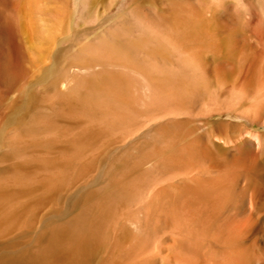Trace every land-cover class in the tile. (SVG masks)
<instances>
[{"label": "bare ground", "instance_id": "6f19581e", "mask_svg": "<svg viewBox=\"0 0 264 264\" xmlns=\"http://www.w3.org/2000/svg\"><path fill=\"white\" fill-rule=\"evenodd\" d=\"M87 1L88 0H80V3H77V4H79L80 7H82L84 5L87 7L88 6V5H86L88 3ZM166 1H163V2H166ZM176 1H179V0H176ZM195 1L197 2V6L192 1L190 3L188 2L187 6L185 5L186 8L184 6H183V8H180L179 7L180 5L177 6L176 4L173 5V3H172V5H173L172 8H168L169 10L164 12V13L168 12V14L165 17L166 19L164 18V21L166 20V24L168 25V28H169V30L168 29L167 30L170 31V34L173 33L172 35L175 36L176 38H172L171 35H169V34H168L169 37L167 35L165 37L162 35V33L159 34L160 30L158 32L153 30L154 28L151 27L152 25L150 26L149 24H147L150 21L148 18L147 19L149 21L147 22V20H146V24L141 22V19L142 20L146 19V16H145V18H143V15H141L142 12L140 10H138L140 8V5H141L140 3H137V6L139 5V8H137V11H140V16L137 15L139 12L136 13L135 8H133V9L129 8L130 4H129V6H125V3H123V5L118 6L119 8L115 13H113L110 16H107L108 17L107 19L104 17V20L108 21V23H105V21H103L102 23L98 24V26H97L98 28L95 29V32H96V30L99 34L101 32V34H102V36L100 35L101 37L96 38L92 42L90 39H89V41L87 40L84 43L81 40L82 42H80V44L82 43L85 46V47L83 46L84 48L80 47L82 45L79 46L78 44H77L78 47L76 46V48H75L74 46H72V44H73L72 43L70 46L72 48L71 49L69 47V45L71 43V37L70 36L72 35L71 34L72 32L70 33L71 35H69L68 29H69V21L72 17L71 16L72 10L70 8L69 0H0V160L6 162L5 167L0 170V208L8 209L11 207H21V152H24V153H22L24 155L26 154L25 153L26 150L21 151V148H23V147H21V145L24 144V141H26V139L29 140V138H27V137H29V136L31 137V135L33 134V133H31V131H29L30 134L27 131V135H28L27 136L24 130L26 129V126L28 124H30L29 122L33 121V120L32 121H29V120H31V118L34 117L33 115H31V118L26 116L29 119V120L27 119L29 122L27 123L26 126L21 125V117H22L21 109L28 106V104H30L32 101L35 100V98L33 100L34 95L32 94V90H31V87L29 85L30 82L27 79L29 77L28 76V72H29L28 69H30V68H27V64L29 66L32 63L35 64L37 62L36 60L40 59L42 55L43 56L46 55V53L45 52L43 53V51L44 50H46V51L50 50L49 46L52 43L56 47L57 40L62 37V39H65L64 40L65 44L63 43L64 45L62 46V44H61V47H59L58 45H60V43H58V45H57L58 47H56L53 52L50 51L51 53H53L51 55L52 60H51L50 65L48 67H46L45 70H43L41 73H39L37 75V77H38L37 79H39V81H42L43 84H46V86L47 85H49V87L54 86V91L52 92V94L50 96L49 103H54L56 101L59 102L61 104V107H60L61 110H64V111H69L70 109H72L71 107L73 106V103H75L76 105H78L77 107H79L83 111L82 114L84 113L88 120L95 122L98 126H101L103 128H106V129L112 131L113 134L112 133L111 134L113 136L119 131V132H121V134H123V136L125 135L126 137L127 136L132 137V135H134V134L129 136V134H131V131H133V133H135L134 130H135V128L139 129V128H137V127H139V124H141L142 122L146 123V121L149 122V120H151V121H155V120L156 121H158V120L159 121L160 120L165 121L167 119H170L171 120L170 122L175 123V125L177 126V129H175V131L177 130L178 135L174 134V135H177V137L175 136V139L173 138L174 140L172 139L170 142H167V141L166 142L169 144L167 147L170 148L173 152V153H171V154H173L172 161H170L171 159L169 160V158H171V157L167 158V160L169 161V163L172 162L173 164H176L179 167V169L177 171H175L174 169L177 166H175L174 168L172 165H171L172 167L166 166L168 168H171L170 170L173 169V171H175V173L173 172L174 174H171L172 175L171 176L170 175V173L172 172L171 171V172H169L170 176L169 175H168L169 177L164 176L165 178L163 177L164 178L163 179L158 174L163 168L161 167V170L159 169L158 173L155 172L158 170V167L160 168L159 165L156 166L157 162L155 161L156 162L155 167H157V170H155L153 172L158 174V175L155 174L157 176L156 178H158V176H160L162 179L158 178L159 180H155V182H152V183L149 182L147 177L150 178L149 177L150 174L148 172L152 171V169H153L152 165L154 164L153 163L154 160H153V162H152L153 164H152L151 162H149V158L150 159L153 158L151 156L154 153L153 151L156 150L157 145L153 151L151 148H149V149H151V151L150 150L146 151L147 154L149 151L153 152L152 155H149V157H148V155H146V153L143 154L145 157L148 158V159L145 158L146 161L149 162V165L147 164L148 166L146 165L144 167H146V169H147V167L149 168L150 164H151V169L149 168V170L147 169L148 172H145V174L148 173L147 175H145L143 173L144 171H146V170L143 171V169H145V168H142V169L140 168L141 162L137 163V161H136V164H139L137 166H139V168L141 169V172L138 170V173L140 172V176H141V173H143L146 176V178L141 176V178H143L144 180L146 179V180L144 181L142 179V180H140V182L142 181L143 186L145 183L147 184V182L150 183L149 186L147 184V186H148V188L146 187L147 190H145L146 188L145 189L143 188L142 190H137L136 192L134 191L135 198H136V200H138V202H139L138 204L142 208L140 210H142L143 212H140L141 214H139V215L137 214L136 209L138 208V206L136 207V205H137L136 204L135 205L136 208L134 207L135 210L133 208V211L130 212L125 218H120L122 220L121 221L119 220L118 221L119 223L116 225L115 223H117V222L115 220L118 219L117 216H119V212L122 210V208H125V210H126V203H128L129 202L128 199H131V198L127 197L126 198L128 200L127 202L125 201L126 199L123 200L125 202V203H123L124 206L122 204L123 201L121 203L116 202L117 203L116 205H119V207H120V204H121L122 208L120 207L121 208L120 209V208L116 207L118 210L120 209L119 212H117L118 210L116 212L114 211L115 215L117 214L116 215L117 219L115 217V219L111 220V221L115 222L114 223L115 225H113V222H111V221H110V223L113 225V227L115 226L116 231H118L115 233V235H118L119 240L117 237H115L114 239H116V243H114V245L117 244L118 241H120V243L121 242L122 243L121 244L118 243L117 247L119 246V244L122 246H120V248H119V258L117 257L118 260H113L110 262L107 261L108 263H105L106 260H104L103 264H149V263H152L154 261L158 262L160 264H264V242H262V244L260 243L261 244L260 245V244H258L260 241L257 242L258 240L256 239V237H257L256 234L258 233V231L260 229V228L257 229V227H256L257 221L260 222V220H256V219H260V217L264 219V217H262L263 216L262 213L264 212V206L261 207V205L258 206V204H256V193L253 190L249 193L247 192L248 193L247 194L248 205L246 206L245 205V201H246L245 194L246 193L245 192H244V194L241 193L242 195L239 194L240 196H238V194H236L233 191V189L231 188V186L235 185L238 181L241 180V182H242V179H241L242 177L240 178V180H238V178H237L238 176H241V175H247V180L243 183L246 185L250 184V182L252 180H254L253 181V183H254L259 179L258 178L256 180V178L254 177L253 169L251 168L252 163L250 164V162H251V159L253 161L255 158H257L260 151H258L256 153L247 152L244 155H240L241 157H238V158L236 157L233 160L232 165L230 167L228 166V167L223 168L221 166V164L215 162V160H212L211 146L214 143V141L212 139L214 136H211V134L209 132L208 133L206 132L205 135H203V141L197 145V150L195 152H191L190 148L192 146H194L195 144H192V142L191 143L185 142V140L188 138V136H190V133H191L190 128L191 127L187 128V127H185V125L183 126L182 121H180L179 114L186 113V112L191 113L190 111H195L194 109H196L197 107H199L198 112L204 111L205 117H206L205 113L206 112L209 113L210 108L206 103H203L200 106L192 104L196 94L199 92V88L202 86L203 82L205 84L206 77H205V79L203 78L204 80L201 78L204 75L206 76V74H205V72H202L201 70L197 69L195 66L191 65V63L189 64L186 61H184V59H182L183 63L181 62L179 64V67H180L179 71L175 70L176 68L175 69L173 68V66H172L173 64L170 61H169V63L171 64V66L168 67V71H165L162 68L160 69V67H162V66L157 64L158 61H164L165 62L167 60L166 56L168 54L174 55L173 52H176L175 54H178L176 56L177 57L176 59H180V57H181L180 55H183L185 53V51H187V52L190 51V52L195 53L196 51L194 52L193 50L192 51L188 50V49H191L190 46L192 45L193 48H198V46L200 47L201 40L203 38H205V36H207L206 34L209 32L212 24L214 25V24L218 23L216 21H215L216 23L212 22V20H213L212 18H214L213 17L214 14L212 12H214L216 10V8L220 9L221 7H223L222 4L219 6L216 1L209 0L212 5L210 4V6H208V7L211 8L214 3H217V7L214 8V6H213L214 9L213 8L212 9L214 11L212 9L209 10L208 7H204L202 10L199 8H201V6L205 2V0L203 2L199 0L200 3L202 2V4H200L201 6L198 4V0H195ZM211 1H213V3ZM94 2H95V0H94ZM140 2H142V1H140ZM147 2L150 3L149 0H147ZM157 2H158V0L154 3L156 4ZM185 3H183V5ZM205 3H207V1ZM142 4H145V3H142ZM157 4L159 5L160 3L158 2ZM79 5L77 8H79ZM134 5H135V3H134ZM151 5H152V3H151ZM163 5L165 6V4H163ZM163 5H161V7ZM111 6H113V5H111ZM198 6H200V7L198 8ZM86 7H84V9ZM142 7L144 10L145 5L141 6V8ZM156 8H158V7H156ZM224 8H226V6ZM87 10H89V9H87ZM132 10L135 11L137 17L139 16L138 19L135 15H133L134 12L132 13ZM149 10L150 9H148V11ZM157 10L160 11L159 9H157ZM81 11L84 12L85 10H83V8H81ZM81 11L77 10L76 12L79 14L75 13L74 17L76 15L80 16L83 13V12L80 13ZM154 11H155V9H154ZM222 11L226 12V10H222ZM109 12H110V10H109ZM150 12H152V11L150 10ZM160 12L162 15L164 14V13H162V10ZM89 14H91V13H89ZM145 14H147V16H149L147 10H146ZM216 14H218V13H216ZM150 15H151V13H150ZM219 15H220V13H219ZM82 16H84V14ZM82 16H80V17H82ZM88 16H90V15H88ZM227 16H225V17L228 18L229 16L228 17ZM249 16L251 17V14ZM76 17H78V16H76ZM221 17H223V15ZM153 18H154V16H153ZM215 18H214V20H215ZM251 18H249V19H251ZM209 21H211L212 23H209ZM259 23H260V25L259 26L257 25V28H260L261 26L263 28L264 27L263 23H261V21H259ZM160 24H162V23H160ZM162 25L160 28H162ZM226 25H227L226 22L225 23L222 22V23H220L219 26L226 27ZM262 28H260V29H262ZM260 29L257 30V33H260ZM216 30H218V29H216ZM216 30L214 29V31H216ZM263 31H262V33H263ZM95 32L92 31L93 34ZM61 33H62V36L59 35ZM257 35L258 34H256L255 36H257ZM97 36H99V35L97 34ZM261 36H262V34H261ZM261 36H260V38H261ZM263 38H264V36H263ZM61 41L63 42V40H61ZM88 42H90V43H88ZM86 43H87V45H85ZM256 43H257V47L259 45H261L260 43L258 44V42H256ZM201 46H203V45H201ZM47 47H49V48L47 49ZM79 47L82 49H80ZM53 48L54 47L52 46L51 50ZM73 48L75 50L78 49V51H74ZM254 49H257V48L255 47V48H253V50ZM71 50L74 51V53H71ZM201 50H202V48H201ZM204 51L206 53V50H204ZM254 51L256 52L257 57L261 54L263 55L262 52H261V54H259V53H257L256 50H254ZM50 52H49V54H50ZM138 52H140L142 54V56L140 58H138L136 55ZM205 53L203 52L204 55H205ZM251 54H254V52H252ZM173 55H172V57H173ZM197 55H199V54H197ZM202 55H201V57H202ZM178 56H180V57H178ZM193 56H195V55H193ZM257 57H256V59H257ZM44 58H46V57H44ZM149 58L153 62H151ZM199 58H200V56H199ZM71 59H76L78 62L85 60V61H87L86 62L87 65L89 62H91L92 64H98V66L100 65V68L98 70L95 69L88 77H79L77 80H75V83L72 85L70 83V77H71L70 74L75 69H73L72 71L70 70L71 65L74 62V61H72V63L70 64ZM253 59H254V63L256 64V66L258 65L257 63L260 61L261 62L259 63V66L264 64V62H263L264 57H262V56L260 58L261 60L259 59L258 62L255 61V56H253ZM79 60H81V61H79ZM43 61H44L43 63H45V61H47V58L44 59ZM175 61L180 62L179 60H175ZM206 61L207 60H205V62ZM209 61H211V60H209ZM251 61H252V59H251ZM251 61L249 60L248 62L252 63ZM78 62H74V64H76ZM212 62H215V61H212ZM211 63H209V65ZM37 64H38V62L36 63V66H37ZM255 64H254V66H255ZM104 65H110L113 68L116 66L117 67L120 66V68H126L128 70L139 71L141 73V75L146 79V85H147L146 89H148L151 94H150V97L148 100H144V105L146 106V108L151 107L150 109H152V110L149 112L147 111L148 114L144 115L145 117H147L145 120H144V118L142 120H139L140 123L139 122L136 123V121L133 122L134 120H131V118L133 117L132 115H135L134 113L137 112V111L133 112L132 107L134 106L135 101L140 100V98H136V97L130 98L129 97L128 90H127V83L128 82L125 78L126 73L122 72V71L113 70V68H112V70H110V69L105 70ZM246 65H247V63H246ZM226 66H228V65H226ZM262 66H264V65H262ZM207 67H208V65H207ZM236 67H235V69H236ZM252 67H253V65H252ZM255 67H253V68H255ZM31 68H33V67H31ZM249 68L253 69L251 67H248V65H247V67L244 66L245 70L242 71V69H243V66H242V68H240L241 69L240 71H242V72H240V73H239V71L236 72V73H239V75L236 74L235 72H233V70H231V72H233V73L232 74L230 73V75H235V76L233 79H231V81H229L228 89L226 88L228 90L227 94L231 100V101H229V103L232 104V106L236 107L237 111L239 112V116H242L243 118H245V116H246L245 114H247L248 118H249V115L250 116H256L258 123L264 124L263 123L264 122V116L262 117L260 114L261 109L264 108V82L260 81L262 79H260L259 76L258 77L256 76L257 78L254 77L255 79H260V80H258L259 82H257L258 85H256L257 83H255L256 86L254 84H252V82H251L252 80L250 79V76H252V75L249 74ZM224 69H225V66L222 64L214 67L213 72H214L215 78H216L214 85L218 88L221 85V83H220L221 81L219 82L220 72L223 71ZM256 69H254L253 71L256 72L255 71ZM37 70L35 69V72ZM237 70H238V68L236 69V71ZM258 71H260V70H258ZM30 72L33 73V71H30ZM87 72H86V74H87ZM75 73L73 75H75ZM208 75H209V73H208ZM212 75H210V76L212 77ZM236 75H237V78H236ZM76 76H78V75H76ZM226 76L228 77V75H226ZM74 77L75 76H73L72 78L75 79ZM208 77L209 76H207V78ZM220 77H222V76H220ZM33 79H35V77H33ZM225 79L226 78H224V80ZM98 81L101 82V84L104 86V89L96 83ZM33 82H34V80H33ZM211 83H212V81H211ZM222 83H223V81H222ZM36 89H37V87H36ZM226 89L224 88V90H226ZM216 90H217V88H216ZM45 93H47V92H45ZM215 97H216V95H215ZM226 99H228V98H226ZM223 100H224V98H223ZM36 101H38V100H36ZM44 103H46V102H44ZM246 104H247V106H245ZM40 105H41V103H40ZM216 105L214 107H216ZM41 106H39V107H41ZM55 106L58 108V105H55ZM224 106H225L224 109H226L227 105H224ZM50 107H51V105H50ZM50 107H49V109H50ZM53 108H55V107H53ZM211 108L213 109V107H211ZM39 109H41V108H39ZM52 109L50 110L51 112L53 111ZM214 111H215V109H214ZM140 112H142V110H140ZM73 113H72V115H73ZM208 113H207V115H208ZM220 113H222V112H220ZM225 113L229 116H232L231 111H229V110H227ZM145 114H146V112H145ZM192 115H193V113H192ZM23 116H25V114ZM37 116H39V114ZM37 116L34 117L33 119L38 118ZM139 116L141 117V115H139ZM139 116H138V118H139ZM224 116H225V114H224ZM247 116H246V119H247ZM76 117H77V115H76ZM42 118L43 117L41 116V119ZM187 118H188V116H187ZM192 119H194V118H192ZM36 120H38V122L40 121L39 118ZM36 120L33 122V124L31 123L32 126H34V124L37 123ZM44 120L45 119H43V121ZM47 120H45V122ZM196 120H198V119H196ZM198 122L201 123L200 121H198ZM154 123H156V122H154ZM199 123H198V125H199ZM142 124H144V123H142ZM164 124L165 123H163L160 126H163ZM179 124H182V126ZM156 125L157 126L154 128V130L157 127L158 128L160 127V126H158L159 124H156ZM21 126H22V129H24L23 130L24 133H22L23 131H21L22 130ZM23 126L25 128H23ZM29 126L30 125H28L27 127L29 128ZM32 126L30 127L31 130H32ZM38 126H39V124H38ZM40 127L41 126H39V129H37V127H36V130L33 129V131L35 130L37 132L38 130H40ZM30 128H29V130H30ZM154 130L152 129V131H154ZM160 130H162V129H160ZM52 131H50V133ZM110 131H108V132H110ZM139 131H140V133H139L140 136H142L143 134H141V130H139ZM148 131H150V130H148ZM136 132L138 133V131H136ZM159 132H161V131H159ZM217 132L215 130V133H217ZM220 132H218V134ZM223 133L224 132H222V134ZM237 133L238 132H236V136H237ZM222 134H219L220 135L219 137H221ZM257 134H258V132H256V135ZM25 135H26V137H25ZM109 135L110 134L108 133L107 137ZM112 135H110V136H112ZM137 136L139 137L138 134H137ZM154 136H156V135L154 134ZM168 136H169V134H168ZM233 136L236 137L235 134H233ZM258 136H259V134H258ZM37 137H36V139H38ZM114 137H113V139H114ZM216 137H215V139H216ZM229 137H231V132H230ZM135 138L138 139L136 137V135H135ZM231 138H233V137H231ZM30 139H31L29 141L30 144L27 143L28 141H26L25 144L32 145L33 143L31 144V141H32V139L35 140V138H30ZM39 139H42V137ZM136 139H134L133 141L131 140V141L134 143V141H137ZM225 139H227V141L230 142V140L228 139V136H226ZM46 140H48V139H46ZM46 140H45V142H46ZM115 140H117V139L115 138L114 141ZM126 140L128 141V139L125 138L124 141H126ZM246 140H247V138H246ZM256 140H257V137H256ZM160 141L162 142V140H160ZM225 141L226 140H224V142ZM237 141H239V140H237ZM254 141H255V139H254ZM32 142H34V144L36 143L35 141H32ZM49 142H52V141H48V143ZM194 142H196V141H194ZM229 142H228V145L230 146ZM107 143H109V142H107ZM112 143H114V142H112ZM234 145H235V142H234ZM123 146H126V145L123 144ZM164 146H165V144L163 145V147ZM247 146H249V144H247ZM120 147L121 146L119 144V148ZM128 147H130L129 142H128ZM134 147H135V145H134ZM134 147H132V148H134ZM230 147H232V146H230ZM236 147H238V146H236ZM115 148L113 147V149H115ZM127 148L125 147V150H126L125 151L124 148L122 147V149L124 150L122 155L120 152H116L117 154L120 153V154H118L119 155L118 160L122 159V156H123V158L126 159V157L128 155L126 153V155H125L126 157H125L124 153L127 152V150H128ZM168 148H165V149H168ZM24 149H25V147H24ZM170 149H169V151L167 150L168 151V152H166L167 155L164 154L165 156L168 157V154H170L169 152H171ZM106 150H108V149H106ZM236 150L238 152V149H236ZM157 151L155 152V154L157 153L155 156L159 157V161L162 158L166 160V157L164 155H162L163 157L160 158V156H161L160 151L161 150L157 149ZM163 151L165 152V150H163ZM227 152L230 153L232 151H227ZM108 153H110V152H108ZM139 153H140V151H139ZM102 154L106 155L104 153H102ZM171 154H170V156H171ZM140 155H141V157H144V156H142V154H140ZM140 155H139V158H140L139 160H141ZM120 156H121V158H120ZM233 156L234 155H232V157ZM92 158H93V156H90L89 159H92ZM111 158L109 157V160ZM107 159L108 158H106V160ZM136 159H138V156ZM145 159L143 158L142 160H145ZM163 159L161 161H164L163 162V164H164L167 162V160L165 162V160H163ZM86 160H85V164L88 163V161L86 163ZM113 160H114V158H113ZM118 160H116V163H115L116 165L118 164L117 163ZM124 160L120 161L121 162L120 166H122V164L124 165L122 167V170L125 167L128 168V165H125V163L129 164V162H131V161L128 162L127 160L125 162ZM155 160H157V157L155 158ZM230 160H231V158H230ZM148 162H146V163H148ZM0 163L3 164L4 162H0ZM89 163H90V160H89ZM98 163H100V162H98ZM169 163H167V164H169ZM172 163H170V164H172ZM200 163L205 164L204 168H202L200 166ZM58 164H59V162H58ZM76 164H80V163L76 162ZM83 164H84V162H83ZM141 164L144 165L143 162ZM45 165H47V164L44 163V167H45ZM81 165L82 164H80V166ZM107 165L109 166V164H106V166ZM110 165L112 167L116 166V165H112V164H110ZM34 166H32V167H34ZM120 166H119V168H120ZM44 167H43V169H45ZM134 167L136 169V166H134ZM82 168H86V165H83ZM119 168L118 169L115 168V169H117V171L114 172V175L117 174L116 172H118ZM36 169H38V168H36ZM76 169H78V168H76ZM51 170H49V171L51 172ZM54 170L56 171L57 167L55 169L53 168V171ZM126 170H125V172H126ZM53 171L51 173H53ZM50 172H48V173H50ZM58 172H60V169ZM70 172H71V170H70ZM61 173H63V172H61ZM162 173H164V172H162ZM59 174L60 173H58V175ZM98 174L100 175L99 172H98ZM252 174H253V177H251ZM25 175L27 176V174H25ZM65 175H63V176L65 177ZM106 175H104V178ZM112 175H113V173H112ZM165 175H166V173H165ZM55 176H56V174H55ZM140 176L137 175V177H136L137 181L139 180L138 177H140ZM57 177H59V176H57ZM111 177L115 178V176H110V178ZM51 178H52V176L50 177V179ZM110 178H107L108 180H106V178H105L104 180L109 182ZM64 179L65 178H63V180ZM117 179L119 180V177H117ZM136 179H135V181H136ZM35 180H36V178H35ZM112 180L114 181V179H112ZM102 181H98V182H102ZM106 181H105V184H107ZM115 182H112V183H115ZM112 183H111V185H113ZM120 183H123V182H120ZM137 183H139V181ZM256 184H255V186H256ZM117 185H119V184H117ZM122 185H124V183ZM251 185L254 187L253 184H251ZM258 186H260V184H258ZM42 187L43 186H41V188ZM120 187H118L119 191H117L116 190L117 186H115L114 189L117 191V193L112 192V195L114 194L113 196L115 199H117L118 196L120 198H125L126 196H129L130 193L132 194V191H128L129 188L126 191L123 187H121V188ZM106 188H108V186H106ZM87 189H88V187H87ZM87 189L85 191L83 190L84 192H86V195L88 194L90 188H89V190H87ZM110 189L112 190L113 188H110ZM110 189H109L108 193L111 194ZM115 190H114V192H115ZM129 190H131V189H129ZM107 191H105V192L102 191L100 196L105 195L103 193H106V195H107L108 194ZM169 193H172V195L177 194L179 199L175 195V197L177 199L172 200L173 197ZM110 194H108L107 197ZM116 194H117V196L115 197ZM100 196H98V197H100ZM113 196H111L109 199L113 200L114 199ZM160 197H162V198H160ZM104 198H105V196H103V199ZM120 198H119V200H121ZM163 198H164V201H163ZM100 199L103 200L101 197H100ZM100 199H99V201H100ZM158 199H160L161 201L160 200L158 201ZM112 200H107V201L111 204V202H115ZM176 200H177V202H175ZM107 201L104 200V203H106ZM234 201H238V203L236 202L237 204L235 203L237 205V206H235V208L230 206V203H233ZM257 201H259V199H257ZM135 202L136 201H134L133 203L135 204ZM109 203H106L108 209H109V207L111 209V206H113V204L115 206V203H112L111 206L109 205ZM99 204H100V202H99ZM263 204H264V202H263ZM106 205L103 204L104 207H102V206H101V208L99 206L98 207L100 209L106 210V208H107ZM114 206H113V208H114ZM226 206H230L229 208H231V209H229L228 207L226 208ZM108 211H110V210H108ZM102 212H100L99 215H97V217H94L95 222H96V220L97 221L101 220V218H99V217H100V215L103 214ZM104 212H107V210ZM111 212H112V209H111ZM123 212H124V209H123ZM96 213L98 214L97 211H96ZM142 213H143V215H142ZM94 214H95V212H94ZM86 216H88V215H86ZM92 216H94L93 213H92ZM111 216H112V214L110 215L109 220H110ZM137 216H141V217H137ZM84 218H86V217H84ZM91 218H90V220H91ZM140 218H142L143 220H139ZM217 219H218V222H215V221H217ZM105 220L106 219L103 220V218H102V221H104V223H105ZM125 221H127V222L129 221L132 224L133 231H130V228H129V230L127 232V230H126V227H127L126 223L127 222L125 223ZM104 223L102 222V224L104 225V227H102V229L104 231H106V229H104L105 226H106V228H108L110 224L107 222V220H106V224L108 223V226ZM262 223H263V221H262ZM91 224H92V222H90L89 219L80 220L74 227H72L69 230L67 243H62L60 240L61 234L63 232H61V230H56L50 234L48 242L35 255H33V256L30 255L31 257H29V256L26 257V256H24L23 253H21V254L20 253H13V254L9 253V255L3 254L0 256V264H85V262L89 261V259L87 257H86V259H88V261L85 259V255L87 256L86 252L88 251V249H90V251L93 252V250H91V249H94L96 247L95 241H92V240L96 239V241H100L97 238H99L100 236H103V234H105L104 231L101 230V228L98 229L99 226H102V225H100L101 223L99 224V222H98V224L96 223V226L97 225H99V226H97V227L95 226L97 229V234L100 235L101 231L103 232V234L99 236V235H96V233H95V235H94L93 231L91 230L92 228H94L93 227L94 223H93V225H91ZM151 224H152V227L150 226ZM130 225L128 227H130ZM154 225L160 226V228H157V229H159L158 231L154 227ZM113 227H112L111 231H115V230H113L114 229ZM262 227H264V226H262ZM262 227L260 230L263 229L261 232H264V228H262ZM256 229H257V231H256ZM99 231H100V233H98ZM131 233H134L135 235L133 237L132 236L129 237V234H131ZM93 235L96 236L95 239H93V237H94ZM259 235H260V233H259ZM97 236H99V237H97ZM112 236H113V233H112ZM110 238L112 239V237H110ZM100 239H102V237H100ZM103 241L106 242V239H103ZM92 242H94L93 244L95 247L93 246ZM105 242H102V245ZM90 245L93 246L94 248H92ZM97 246H99V245H97ZM117 247L116 248L114 247L115 248L113 251L114 256L117 255V252H116L117 251L116 249H118ZM104 250H107V247H106V249L102 248L103 255H105ZM66 253L70 254V261L71 262L66 263L63 261V256L65 258ZM88 253H90V252L88 251ZM113 255L111 257L110 256L109 257L112 258V257H114ZM64 260L67 261L66 259H64ZM86 264H88V263H86Z\"/></svg>", "mask_w": 264, "mask_h": 264}, {"label": "rangeland", "instance_id": "374dc122", "mask_svg": "<svg viewBox=\"0 0 264 264\" xmlns=\"http://www.w3.org/2000/svg\"><path fill=\"white\" fill-rule=\"evenodd\" d=\"M135 1L136 0H130V1L129 0H124V1L123 0H95V2H94V0H88L87 1L88 3L86 2L87 3L86 5H88L87 7L85 5L80 7V5L77 4V3H80V0L79 1L78 0H75V1L74 0H69L70 8L72 10V15H71L72 17H71V19L69 21V29H68L69 35L72 34L70 36L71 37V43H70L69 47L73 43L72 46H74L75 48H76V46L78 47V45L79 46L82 45L80 47L84 48L85 46L82 43L80 44V42L83 41V43H84L87 40L89 41V39L92 42L96 38L101 37L102 34H101V32L99 30L98 31L100 32V34L97 32V30H96L97 33L95 32V29L98 28L97 27L98 24L102 23L103 21H105V23H108V21L104 20V17L107 19L108 18L107 16H110L113 13H115L118 10V8H119L118 6L119 5L120 6L123 5V3H125V6H129V4H130L129 8H131V9L135 8L136 9V13L139 12L137 15L140 16V11H141L142 12L141 15H143V18H145V16H146V19H143L144 21L141 19V22L146 24V20H147V22L150 20L147 24H149L150 26L152 25L151 27L154 28L153 30H155L156 32H158L160 30L159 34L162 33V35L165 36V37H166V35L168 37H169V35H171L172 38H176V37L172 35L173 33L170 34V31H168L169 28H168V25L166 24V20L164 21V18L166 17L168 12L167 13H164V12L168 11L169 10L168 8H172V6L175 5V4L177 6L180 5L179 6L180 8H183V6L186 8V6L188 5V2L190 3V2L193 1V3H195L196 6H197V2L195 0H191V1L190 0H179V1H176V0H170V1L169 0H167V1L166 0H162L161 1L160 0L163 4H165V6L159 0H158V2L160 3L159 5L157 4L158 2L156 4L154 3L157 0H155V1L154 0H149L150 3H148L147 0H145V1L144 0H137L136 2ZM140 1H142V2H140ZM163 1H166V2H163ZM200 1L203 2L204 0H200ZM206 1H207V3H205ZM214 1H216L219 6L222 4L223 7H221L220 9L216 8V10L214 11L213 9L215 7H217V3L213 4L214 8H213V6L210 8V7H208L211 4L209 0H205V2L203 3L202 6L200 5V4H202V2L200 3L199 0H198V4L201 6V8H199L200 6H198L199 9L203 10L204 7H208L209 10H210V9L213 8L212 9L214 11V12H212L214 14L213 17L214 18L216 17V18H215V20H214V18H212L213 19L212 22L213 23L218 22V23L214 24V25L212 24L209 32L206 34L207 36H205V38H203L201 40L200 47L198 46V48H193L192 45H191L190 46L191 49H188V50H191V51L193 50L194 52L195 51L196 52L193 53V52L189 51L191 53L190 54L189 52L185 51V53L183 55L179 54L181 56V57L178 56V57H180V59H176L177 58L176 56L178 54H175L176 52H173L174 55L173 54H170V55L168 54L166 56L167 60L165 62L164 61H158L157 64L162 66V67H160V69L162 68L165 71H168V67L171 66V64L169 63V61H170L173 64L172 65L173 68L174 69L176 68L175 70L179 71V68H180L179 64L182 62V59H184V61H186L187 63H189V64L191 63V65L195 66L197 69L201 70L202 72H205L206 76L204 75L201 78V79H203V78L205 79V77H206L205 84L203 82L202 86L199 88V92L196 94L192 104L200 106L201 104L206 103L209 106V108H210L209 109V113L206 112L205 113L206 117H205L204 116V111L198 112V108L199 107H197L196 109H194L195 111H190L191 113L186 112V113L179 114L180 121H182L183 126L185 125V127H187V128L191 127L190 128V130H191L190 136H188V138L185 140V142H188V143L192 142V144H195L194 146H192L193 148L189 147L191 149L190 150L191 152H195L197 150V145L200 144L203 141V135H205L206 132L207 133L209 132L211 134V136H214L213 138L211 137L213 139V141H214L213 145L211 146V152H212L211 153V157H212V160H215V162L221 164V166L223 168L224 167H228V166L230 167L232 165L233 160L236 157L237 158L241 157L240 155H244L247 152L256 153V152L260 151V153L257 156V158H255L256 160L254 159L252 161V159H251V162H250V164L252 163L254 165L253 166L251 164V166H252L251 168L253 169L254 177L256 178V180L258 178L259 179L257 181L255 180L256 182H254V183H253L254 180H252L250 182V184L246 185V184H243V183L247 180V175H241V176H238L237 178H238V180H240V178L242 177L241 178L242 182H241V180L238 181L235 185L231 186V188L233 189V191L236 194H238V196H240L239 194H241V193L242 194H244V192L246 193L245 194V198H246L245 205L246 206L248 205V203H247V194L253 190L256 193V204H258V206L261 205V207H262V206H264V204H263V202H264V124L258 123L256 116H250L249 115L250 119L248 118L247 114H245L247 116V119H246V116H245V118H243L242 116H239V112L237 111L236 107L232 106V104L229 103V101H231V100H230V98H229V96L227 94V92H228L227 89L229 87V85H228L229 81H231V79H233L234 76H235V75H230V73L232 74L233 72L236 73L238 71L240 73L243 70H245L244 66L247 67V65H248V67H251V68L255 67L256 64L254 63L253 56H255V61L256 62L259 61L261 56L264 57V38H263V36H264V34H263L264 33V31H263L264 27L262 28V26H261L260 28H262V29L257 28V25L258 26L260 25L259 21H261V23H263V25H264V0H222V1L221 0H214ZM211 2L213 3V1H211ZM134 3H135V5H134ZM137 3L141 4L140 8H139V5L137 6ZM142 3H145V4H142ZM151 3H152V5H151ZM172 3H173V5H172ZM183 3H185V4L183 5ZM78 5H79V8H77ZM111 5H113V6H111ZM143 5H145V9L144 10H143V7L141 8V6H143ZM161 5H163L164 7L163 6L161 7ZM225 6H226V8H224ZM84 7H86V8L84 9ZM146 7L148 9H150L152 12H150V10L148 11V9ZM156 7H158V8H156ZM81 8H83V10H85V11L84 12L81 11ZM137 8H139L138 10H140V11H137ZM87 9H89V10H87ZM154 9H155V11H154ZM157 9H159L160 11L162 10V13H164V14L162 15L161 12L158 11ZM77 10H80L81 11L80 13L83 12L80 16H82L83 14H84V16L80 17L79 15H76L78 17H76V16L74 17L75 13H77L76 12ZM109 10H110V12H109ZM146 10H147L149 16H147V14H145ZM222 10H226V12L227 13L229 12V13L227 14L225 11H224L225 12L224 13ZM133 12L135 13L134 10H132V13ZM149 12L151 13L152 16L150 15ZM215 12L218 13V14H216ZM89 13H91V14H89ZM134 13H133V15H135L137 17L136 13L135 14ZM219 13H220V15H219ZM77 14H79V13H77ZM250 14H251L252 18L249 16ZM88 15H90V16H88ZM222 15H223V17H221ZM153 16H154V18H153ZM225 16H227L228 18H226ZM138 17H137V19H138ZM249 18H251V19H249ZM212 22L209 21V23H212ZM222 22H224V23L226 22L227 23L226 27L219 26L220 23H222ZM160 23H162L163 25L160 24ZM161 25H162V28H160ZM214 29L215 30L218 29V30L214 31ZM258 29H260V33H257ZM92 31H94L95 33L93 34ZM262 31H263V33H262ZM97 34L99 36H97ZM256 34H258V35L255 36ZM261 34H262V36H261ZM59 35L62 36V33L59 34ZM260 36H261V38H260ZM61 40H63V42ZM64 40L65 39H62V37L59 38L57 40V45H58V43H60V45H58V46L61 47V44L63 46L65 44ZM256 42H258V44L260 43L261 45H259L257 47V43ZM88 43H90V42H88ZM57 45H56V47H58ZM85 45H87V43ZM201 45H203V46H201ZM52 46L54 48L51 50ZM49 47H50V50H48L49 52L50 51L53 52L54 49L56 48L55 45H53V43ZM49 47H47V49ZM255 47L257 49H254V50L257 51L259 49L257 51V53L261 54V52H262L263 55L261 54V55H259L257 57L256 56L257 55L256 52L253 50V48H255ZM82 48H80V49H82ZM201 48H202V50H201ZM73 50L74 51H78V49L75 50L74 48H73ZM204 50H206V53H205ZM48 51L44 50L43 53L45 52L46 55H44V56L42 55L41 56V58L42 57L43 58L44 57L47 58V61H45V63H43L44 62L43 60L46 59V58H44V59L42 58L43 60L40 58V59L36 60L38 62L37 66H36L37 62L35 64L32 63L30 66L27 64V68H30V69H28V71H29L28 72V76L29 77L27 79L30 82L29 85L31 87L32 94L34 95L33 100H34V98H35V100L32 101L30 104H28V106H26V107L21 109V115H22V117H21V125H25L26 126L29 121L33 120L32 122H29L30 124H28V125H30L29 126V128H30L32 126L33 122L36 119L39 118V120H40L41 116L43 118L41 119L42 121L40 120L41 122L40 121L38 122V120H36L37 123L35 122L36 124H34V126H32V130H31V128L29 130V128L27 127L28 125L26 126L25 130L22 129V126H21V129H22L21 131L24 130L26 135H27V131L28 132L31 131V133H33L31 135V137L30 136L27 137V138H29V140L25 138L26 141H28L27 143L30 144L29 143V141L31 140L30 138H35V140L32 139V141H35L36 143L34 144V142L31 141V144L32 143L33 144L32 145H27V144H25L26 141H24L25 145L24 144L21 145V147H23V148H21V151L22 150L23 151L26 150L25 151V153H26L25 155L22 154L24 152H21V207H11V208H8V209L0 208V256L3 255V254L9 255V253H11V254H13V253H20L21 254V253H23L24 256L31 257V256L35 255L36 253H38V251H40V249L43 246H45V244L49 240L50 234L52 232L56 231V230H61V232H63L61 234V237H60L61 239L60 240H61L62 243H67L69 230L72 227H74L82 219H89V221L92 222L91 225H93V223H94V226H93L94 228L91 227L92 228L91 230L93 231L94 235H95V233H96V235H99V234H97V229H96V227L99 226V225L96 226V223L97 224H98V222H99V224L101 223L100 225H102V226H99L98 229L101 228V230L104 231L102 229V227H104V225L102 224V222L104 223V221H102V218H103V220L106 219L107 222L110 225H109L108 228H106V226H105V228H104V229H106V231H104L105 234H103V232L101 230H100L101 233H100V231L98 232V233H100V235H102V234H103V236L105 235L104 237L99 235L100 237H102V239H100V237L97 236V237H99L97 239L100 240V241H96V239H95L96 236L93 235L94 236L93 239H95V240H92V241H95L96 247L93 244L94 242H92V244H93V246L95 248L90 245L94 249H91V250H93V252L90 251V249H88V251L90 253H88V251L86 252L87 256L85 255V259L87 257L89 259V261H88V259H86L88 262H85V264L86 263H88V264H100V263L103 264L104 260H106L105 263H108V262L113 261V260H118V258H119V248H120V246H122V245H120L122 242L121 243H120V241L117 242V244L120 243L118 247H117V244H115L116 246L114 245V243H116V239H114V238L115 237L118 238V235H115V233L118 232V231H116L115 226L113 227V225H115V224L117 225L119 223L118 221L122 220L120 218H125L130 212H132L133 208L135 207L136 204H137L136 207L138 206V208L136 209L137 210V214L139 215V214H141L140 212H143L142 210H140L142 208L138 204L139 203L138 200H136V198H135L134 191L136 192L137 190H142L143 188L145 189L146 187L148 188L150 183L155 182V180H159L158 178L162 179L164 176L167 177L169 175V172L172 171L170 173V175H171V174H174L175 171H177L179 169V167L176 164H173L172 162H170V163H172V164H170L169 161L167 160V158L171 157V158H169V160L171 159L170 161H172L173 154H171V153H173V152H172V150L170 148L167 147L169 145L167 142H170L173 138L175 139V136L177 137V135H178L177 133L178 132H177V130L175 131V129H177V126L175 125V123H173V122L171 123L170 119H167L165 121H163V120H160V121L159 120L158 121L149 120V122L146 121V123L149 126L145 122H142L144 124L141 123V124H139V127H137L139 129L135 128L134 131H135L136 134L133 133V131H131V134H129V136L134 134V135H132V137L131 136L130 137H128V136L126 137L125 135H124L125 136L124 137L123 134H121V132H119V131L116 134L114 133L116 135V136L114 135L115 136L114 137L112 135L113 134L112 131H110V130H108L106 128H103L101 126H98L95 122L88 120L86 118L85 114L84 113L82 114L83 111L79 107H77L78 105H76L75 103H73V106L71 107L72 109H70L69 111L61 110V108H60L61 104L59 102L56 101V102H54L55 104L54 103H49L50 96H51L52 92L54 91V86H52V87H49V85L46 86V84H43L42 81H39V79H37L38 78L37 75L39 73H41L43 70H45L46 67H48L50 65V63H51V60H52V56L51 55L53 53L50 52V54H49ZM74 51L71 50V53H74ZM203 52L205 53V55L203 54ZM252 52H254V54H251ZM197 54H199V55H197ZM136 55H137L138 58H140L142 56V54L140 52H138ZM172 55H173V57H172ZM193 55H195V56H193ZM201 55H202V57H201ZM199 56H200V58H199ZM256 57H257V59H256ZM251 59H252V61H251ZM175 60H179L180 62L175 61ZM205 60H207V61L205 62ZM209 60H211V61H209ZM247 60L248 61L250 60L252 63H249ZM72 61L78 62L76 59H71L70 64L72 63ZM79 61H81V60H79ZM150 61H151V59H150ZM212 61H215V62H212ZM74 62L71 65L70 70L72 71L73 69H75L74 71L71 72V74L73 72L74 73L76 72L77 74L76 73H75V75H73L74 73L72 75L70 74V76H71L70 77V83L72 85L75 83V80H77L79 77H88L95 69L98 70L100 68V65L98 66V64H92L91 62H89L88 65H87L86 64L87 61H85V60H82L81 62H78L76 64H74ZM151 62H153V61H151ZM260 62L257 63L258 65L255 68H253V69L249 68V74L253 76V77L250 76V79L252 80L251 82L254 85H255V83L259 82L258 80H260V79H262L260 81L264 82V79H263L264 78V66H262V65H264V64H262L264 62V60L261 63L262 65L259 66ZM209 63H211V64L209 65ZM246 63H247V65H246ZM221 64L225 66V69L220 72V76H222V77L219 76V82L221 81L220 83H221L222 86L220 85V87L218 88V87H216L214 85V82L216 81V78H215V74H214L213 71H214V67H216L217 65H221ZM254 64H255V66H254ZM207 65H208V67H207ZM226 65H228V66H226ZM252 65H253V67H252ZM104 66L103 67H104L105 70L106 69L112 70V68H113L110 65H104ZM242 66H243V69H242V71H240L241 70L240 68H242ZM31 67H33V68H31ZM235 67H236V69L238 68L237 71H236ZM35 69L36 70L38 69L39 71L37 70L35 72ZM254 69H256L255 70L256 72L253 71ZM113 70L122 71V72L126 73L125 78H126V80L128 82L127 83V90H128L129 97L130 98H133V97L140 98V100H136L135 101L134 106L132 107V111L133 112L137 111V112H135L134 113L135 115H132L133 117L131 118V120H134L133 122L136 121V123L137 122L140 123L139 120H142L143 118L145 120L147 117H145L144 115H147L148 112L152 110V109H150L151 107L150 108L149 107L146 108V106L144 105V100H148L149 97H150V94H151L149 92V90L146 89L147 88L146 79L141 75V73L139 71L128 70L126 68H120V66L114 67ZM231 70H233V72H231ZM258 70H260V71H258ZM30 71H33V73L30 72ZM86 72H87V74H86ZM208 73H209V75H208ZM239 73H236V74L239 75ZM76 75H78V76H76ZM210 75H212V77ZM226 75H228V77ZM73 76H75L74 77L75 79L72 78ZM207 76H209L210 78L209 77L207 78ZM256 76L257 77L259 76L260 79H255L254 77H256ZM33 77H35V79H33ZM224 78H226V79L224 80ZM236 78H237V75H236ZM33 80H34V82H33ZM211 81H212V83H211ZM222 81H223L224 84L222 83ZM96 83L100 87H102L104 89V86L101 84L100 81H98ZM256 85H258V83ZM36 87H37V89H36ZM215 87L217 88V90H216ZM224 88L225 89L227 88V89L224 90ZM213 90L214 91L216 90V91L214 92ZM45 92H47V93H45ZM215 95H216V97H215ZM223 98H224V100H223ZM226 98H228V99H226ZM36 100H38V101H36ZM44 102H46V103H44ZM40 103H41V105L42 104L43 105L41 106ZM50 105H51V107H50ZM55 105H58V108ZM215 105H216V107H214ZM224 105H227L226 109H224L225 108ZM39 106H41V107H39ZM245 106H247V104ZM49 107H50V109H49ZM53 107H55V108H53ZM211 107H213V109ZM39 108H41V109H39ZM51 109L53 110L52 112L50 111ZM214 109H215V111H214ZM140 110H142V112H140ZM210 110L211 111L213 110V111L211 112ZM227 110L231 111V115L232 116H229V115H227L225 113ZM145 112H146V114H145ZM220 112H222V113H220ZM260 112H261L260 113L261 116L263 117L264 116V114H263L264 113V108L261 109ZM72 113H73V115H72ZM192 113H193V115H192ZM207 113H208V115H207ZM24 114H25V116H23ZM38 114H39V116H37ZM224 114H225V116H224ZM31 115H33L34 117L37 116L38 118L33 119L34 117L31 118ZM76 115H77L78 118L76 117ZM139 115H141V117ZM26 116L30 117L31 120H29ZM138 116H139V118H138ZM187 116H188V118H187ZM192 118H194V119H192ZM43 119H45V120L48 119V120L45 122V120L43 121ZM196 119H198V120H196ZM198 121H200L201 123H199ZM154 122H156V123H154ZM163 123H165V124L163 126H160ZM198 123H199V125H198ZM38 124L42 128L40 127V130H38L36 132L35 131L36 127H37V129H39ZM156 124H159L158 126H160V127L159 128L157 127L158 129L156 128L155 129L156 131H155L154 128L157 126ZM182 124H179V125L182 126ZM201 126L202 127L204 126V127L202 128ZM23 128H25V127L23 126ZM33 129H35V130L33 131ZM152 129L154 131H152ZM160 129H162V130H160ZM139 130H141V134H143L142 136H140V134H139L140 131ZM148 130H150V131H148ZM215 130H216V132L217 131L218 132L221 131L219 134H222V132H224V133L222 134L221 137H219L220 135L218 134V132L215 133ZM24 131L22 133H24ZM50 131H52V132L50 133ZM108 131H110V132H108ZM136 131H138V133ZM159 131H161V132H159ZM230 132H231V137H233V138L229 137L230 136ZM236 132H238L237 136H236ZM256 132H258L259 136H258V134L256 135ZM108 133L110 135H112V136L109 135L107 137ZM29 134H30V132H29ZM137 134L139 135V137L137 136ZM154 134L156 136H154ZM168 134H169V136H168ZM174 134H177V135H174ZM233 134H235V136L237 138L234 137ZM26 135H25V137H26ZM135 135H136V137L138 139L135 138ZM226 136H228V139L230 140V142L227 141V139H225ZM255 136L257 137V140H256ZM36 137L38 139H36ZM41 137H42V139H39ZM113 137H114V139L116 138L117 140L114 141ZM215 137H216V139H215ZM125 138L128 139V141L127 140L124 141ZM246 138H247V140H246ZM46 139H48V140H46ZM134 139H136L137 141H134V143H133L132 141ZM254 139H255V141H254ZM45 140H46V142H45ZM160 140H162V142ZM193 140L196 141V142H194ZM224 140H226V141L224 142ZM237 140H239V141H237ZM48 141H52V142L48 143ZM111 141L114 142V143H112ZM233 141L235 142V145L238 146V147H236L234 145ZM107 142H109V143H107ZM128 142H129V146L130 147H128ZM228 142H229L230 146H232L233 148L228 145ZM163 143L165 144L164 147L168 148V149H165L163 147V145H164ZM119 144L121 146L120 148H119ZM123 144L126 145V146H123ZM247 144H249V146H247ZM134 145H135V147H134ZM156 145H157V148H156ZM24 147H25V149H24ZM113 147L114 148L116 147V148L113 149ZM122 147L124 148V150H125V147L126 148L128 147L127 149L129 151L127 150V152L124 153V156L127 153V155L129 157L125 156L126 157V159H125L122 156V159L118 160L119 159V155L118 154L121 153V155H122L123 152H124ZM132 147H134V148H132ZM149 148H151L152 151L154 150V148H156V150L153 151L154 152L153 153V152H150L151 149H149ZM106 149H108V150H106ZM118 149L119 150L121 149V150L119 151ZM157 149L161 150L160 151L161 152L160 158H162L163 157L162 155H164V154L167 155L166 152H168L169 149H170L171 152H169V153L171 154V156H170V154H168V157L164 155L166 157L167 162H166L165 159L162 158L163 160H165L166 163L163 164L164 161H161L162 159H160V161H159V157L155 156L157 154V153L155 154ZM236 149H238V152H237ZM148 150H150V151L147 154L146 151H148ZM163 150H165V152ZM139 151H140V153H139ZM227 151H232L233 153L232 152L228 153ZM108 152H110V153H108ZM116 152H120V153L117 154ZM102 153H104L106 155L108 154V155L106 156V155H103ZM144 153H146V155H148V157H149V155H152V153H153L154 156L152 155L151 157H153V158L157 157V160H155V158L154 159L153 158H151V159L149 158V162H151V163L154 160V162H153L154 164L152 163L153 164L152 165L153 169H152L151 172L150 171L148 172L149 168L151 169V164H150L149 168L147 167L148 170L146 169V167H144L147 164L149 165V162L146 161V159H145L147 157H145L143 155ZM140 154H142V156H144V157H141ZM139 155L141 157V160H139L140 159ZM232 155H234V156L232 157ZM90 156H93V158H92L93 160L89 159ZM137 156H138V159H136ZM105 157L108 158V159L106 160ZM109 157L110 158L112 157V158L109 160ZM113 158H114V160H113ZM120 158H121V156H120ZM143 158L145 160H142ZM230 158H231V160H230ZM88 159L90 160L91 164L89 163ZM85 160H86V163L88 161L89 164L88 163L85 164ZM116 160H118V162H117L118 166L115 164ZM121 160L122 161L124 160L125 162H126V160L128 162L131 161V162H129V164L131 163L130 165L126 164L124 162L125 165H128L129 169L127 167H125L122 170V167L124 165L122 164V166H120L121 165V162H120ZM82 161L84 162V164H83ZM136 161H137V163H140V162L144 163V165L140 163V165H141L140 168L141 169L145 168V169H143V171L146 170V171L143 172L144 174H145V172H148L150 174V176L148 175L150 178L147 177V179L150 182V183L147 182L148 186H147V184L145 182H144L145 183L144 186L142 185L143 184L142 181L140 182V180L143 179V178H141V176L146 178L145 175H147L148 173H146L145 175L143 173H141V176H140L141 169L139 168V166H137L139 164H136ZM155 161L157 162L156 166H158V165L160 166V168L158 167V170H157V167H155V163H156ZM0 162H4L3 164L0 163V170H1L2 168L5 167L6 162L2 161V160H0ZM58 162H59V164H58ZM76 162H78V163H80L82 165L80 166V164H76ZM98 162H100V163H98ZM146 162H148V163H146ZM44 163L47 164L48 166L45 165V167H44ZM167 163H169L170 165L167 164ZM106 164H109V166L108 165L106 166ZM110 164L116 165L117 167L116 166L112 167ZM83 165H86V168H82ZM133 165L136 166L137 170L135 169V167ZM171 165L173 166V168L175 166H177L174 169L175 171H173V169L170 170L171 168L166 167V166H171ZM32 166H34V167H32ZM42 166L45 169H43ZM119 166H120V168H119ZM200 166L202 168H204L205 164H201L200 163ZM56 167H57L58 171L60 169V172H58L57 170L53 171V168L55 169ZM114 167L117 168V169L119 168L118 172H116L117 173L116 175H114V172L117 171V169H115ZM161 167L163 168L162 169L163 171L161 170ZM36 168H38V169H36ZM76 168H78V169H76ZM159 169L162 172H164V173H162L161 171L159 172ZM49 170H51V172L53 171V173H51ZM70 170H71V172H70ZM125 170H126V172H125ZM138 170L140 171L139 173H138ZM155 170H157V171H155ZM121 171L122 172L124 171L123 172L124 174ZM153 171H155L157 173L159 172L158 174L162 178L160 176H158V178H156L157 177L156 175H158V174L154 173ZM48 172H50V173H48ZM61 172H63V173H61ZM98 172L100 173L101 176L98 174ZM58 173H60V174L58 175ZM112 173H113V175H112ZM165 173H166V175H165ZM25 174H27V176ZM55 174H56V176H55ZM63 175H65V177ZM104 175L107 176V177L105 176L106 180H108L107 178H110V176H115V178L111 177L112 179H114V181L110 178L109 182H107L106 180H104L105 179ZM137 175L140 176V177H138L139 183H137L138 182L137 179H136ZM51 176H52V178L50 179ZM57 176H59V177H57ZM117 177H119V180L117 179ZM251 177H253V174L251 175ZM35 178H36V180H35ZM63 178H65V179L63 180ZM135 179H136V181H135ZM98 181H102V182H98ZM105 181H106L107 184H105ZM112 182H115V183H112ZM120 182H123L124 185H122L123 183H120ZM111 183L113 185H111ZM239 183L240 184L242 183L241 184L242 186ZM104 184L106 186H108V188H106V186ZM117 184H119V185H117ZM251 184H253L255 188ZM255 184H256V186H255ZM258 184H260V186H258ZM41 186H43V187L41 188ZM115 186H117V188H116L117 191H119L118 187H120V186L123 187L126 191L129 188L131 190L128 189V191H132V194L130 193L129 196H126L125 198H120L118 196V198L115 199L114 196H113L114 194L112 195V192L113 193H117V191L114 189ZM87 187H88V189H87ZM89 188H90V190H89ZM110 188H113L115 190V192H114L113 189L111 190ZM147 188L145 190H147ZM86 189L89 190L87 195H86V192H84ZM109 189L111 191V194L108 193ZM102 191L103 192L107 191V193L110 194V195L107 197L108 194L106 195V193H103V194H105L103 196H105V198H106V199L105 198L103 199V196L102 195L100 196ZM169 194L172 195V193H169ZM175 195L177 196V194L172 195V197H173L172 200L178 198V196L176 198ZM98 196H100L103 200H101L100 197H98ZM111 196H113V198L115 200L114 199L113 200L109 199ZM116 196H117V194L115 195V197ZM127 197H129L131 199H128L129 202L126 203V210H125V208H122V206L120 204V207L122 208V210L120 211L121 208L119 207V205H116L117 204L116 202L121 203ZM98 198L100 199V201H99ZM119 198L121 200H119ZM160 198H162V197H160ZM164 198H163V201H164ZM257 199H259V201H257ZM104 200H106V201L107 200L115 201V202H111L110 201L111 204L108 201L106 202V203H109L110 206L112 205V203H115V206L113 204L114 208H113V206H111L112 212H111L110 207L108 209L106 203H104ZM128 200L126 199L125 201L127 202ZM159 200L160 199H158V201ZM134 201H136L137 203L135 202V204H134L133 203ZM99 202H100V204H99ZM175 202H177V200ZM236 202L238 203V201H234L233 203H230V206L235 208V206H237ZM123 203H125V202L123 201L122 204ZM103 204L106 205L107 212H104V211H106L104 209H100L101 206L104 207ZM123 206H124V204H123ZM230 206H226V208L227 207L229 208ZM116 207H118L120 209L118 210ZM135 208H134V210H135ZM123 209H124V212H123ZM229 209H231V208H229ZM108 210H110V211H108ZM96 211L98 212V214L96 213ZM114 211L115 212L116 211L117 212L120 211L119 212V216H117L118 219L116 217L117 214L115 215ZM94 212H95V214H94ZM100 212L103 213V214L101 213L102 215H100V217L98 216L99 218H101V220L100 221L96 220V222H95L94 221V219H95L94 217H97V215H99ZM92 213H93L94 216H92ZM111 214H112V216H111V218L109 220V217H110ZM86 215H88V216H86ZM142 215H143V213H142ZM262 215H263L262 217H264V212L262 213ZM84 217H86V218H84ZM115 217L117 219V220H115L117 223L111 221V220L115 219ZM137 217H141V216H137ZM90 218H91L92 221L90 220ZM262 219L263 218H261V217H260V219H256V220H260V222L257 221V223H256L257 229H259V228L261 229V227L264 226L263 225L264 224V219L263 220ZM106 220H105L104 224H106ZM139 220H143V219L140 218ZM110 221L113 222V225L110 223ZM262 221H263V223H262ZM126 222L127 221H125V223ZM215 222H218V219ZM108 223L106 224L107 226H108ZM128 224L130 225L131 223L129 221L126 223L127 232L129 230V228H130V231H133L132 224L130 225V227H128L129 226ZM111 226L114 228L113 230H115V231H111V229H112ZM150 226L152 227V224ZM154 227L156 229L160 228V226H158V225H154ZM262 228H264V227H262ZM257 229H256V231H257ZM260 229H259L260 232L258 231V233L256 232L257 234L255 233L256 236H257L256 239L258 240L257 242L260 241L258 244H260V243L262 244V242H264V236H263L264 232H261L263 229L262 230H260ZM158 230L159 229H157V231ZM112 233H113V236H112ZM259 233H260V235H259ZM134 235H135L134 233H131V234H129V237H131V236L133 237ZM109 236L112 237V239ZM103 239H106V242L103 241ZM118 240H119V238H118ZM102 242H105V243H103V245H102ZM97 245H99V246H97ZM113 246L115 248L116 247L118 248V249H116L117 250L116 251L117 252L116 256L113 255L114 254L113 251L115 249ZM106 247H107V250H104L105 255H103L102 248L106 249ZM111 254L114 257L110 258L112 256ZM64 259H66L67 261H65ZM63 261L66 262V263L71 262L70 261V254L66 253L65 258L63 256ZM149 264H160V263L154 261V262L149 263Z\"/></svg>", "mask_w": 264, "mask_h": 264}]
</instances>
